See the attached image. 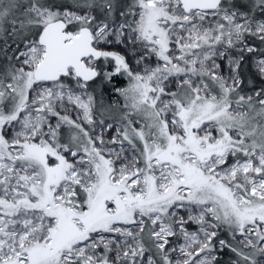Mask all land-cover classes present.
Returning <instances> with one entry per match:
<instances>
[{
  "label": "snow or ice",
  "instance_id": "1",
  "mask_svg": "<svg viewBox=\"0 0 264 264\" xmlns=\"http://www.w3.org/2000/svg\"><path fill=\"white\" fill-rule=\"evenodd\" d=\"M0 264H264V0H0Z\"/></svg>",
  "mask_w": 264,
  "mask_h": 264
},
{
  "label": "crops",
  "instance_id": "2",
  "mask_svg": "<svg viewBox=\"0 0 264 264\" xmlns=\"http://www.w3.org/2000/svg\"><path fill=\"white\" fill-rule=\"evenodd\" d=\"M121 85L123 84V81L120 82ZM120 98L119 97H115L114 95L110 94V93H105V102L107 104H111L113 103L114 101H119Z\"/></svg>",
  "mask_w": 264,
  "mask_h": 264
},
{
  "label": "trees",
  "instance_id": "3",
  "mask_svg": "<svg viewBox=\"0 0 264 264\" xmlns=\"http://www.w3.org/2000/svg\"><path fill=\"white\" fill-rule=\"evenodd\" d=\"M250 66H248V65H246L245 66V72H246V75H247V72H248V68H249Z\"/></svg>",
  "mask_w": 264,
  "mask_h": 264
}]
</instances>
